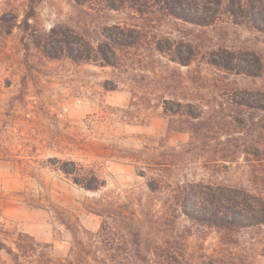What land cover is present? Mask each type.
Segmentation results:
<instances>
[{
    "label": "rangeland",
    "instance_id": "rangeland-1",
    "mask_svg": "<svg viewBox=\"0 0 264 264\" xmlns=\"http://www.w3.org/2000/svg\"><path fill=\"white\" fill-rule=\"evenodd\" d=\"M107 3L0 0V220L51 244L66 263L132 264L139 252L128 231H138L139 255L161 243L178 247L186 264H264V229L224 233L173 199L183 186L200 193L207 184L264 193V159H219L222 149L264 151V31L229 19L203 26L161 11L139 16ZM28 13L24 30L17 25ZM116 25L148 40L121 49L116 66L45 51L53 27L97 46ZM163 39L165 50L154 49ZM188 103L201 118L184 114ZM59 159L81 162L105 185L86 190L58 169ZM151 177L163 181L160 190H151ZM100 210L111 220L103 232ZM0 262L13 264L5 251Z\"/></svg>",
    "mask_w": 264,
    "mask_h": 264
},
{
    "label": "trees",
    "instance_id": "trees-1",
    "mask_svg": "<svg viewBox=\"0 0 264 264\" xmlns=\"http://www.w3.org/2000/svg\"><path fill=\"white\" fill-rule=\"evenodd\" d=\"M106 1L110 8H125L139 16H144L149 14V12L155 13L161 11L163 14L203 26L229 19L238 24L250 23L257 29L264 31V0ZM31 10H34V6L32 5ZM32 16L33 13H28L17 26L28 30L30 26L29 20ZM113 29H116L115 32L105 34V40L99 45L94 46L91 41L75 29L68 26L53 27L44 36V44L47 48V44L51 43L54 45L56 52L51 53L52 51L44 48L53 57L66 53L76 61L87 62L95 60L116 66L122 60L121 49L144 47L143 42L148 43L146 38H141L139 35L131 37L133 36L134 28L116 25V27L113 26ZM164 41L166 42V39L153 44V48L163 52L165 50L162 45ZM182 62L187 64L189 60H182ZM211 63L219 66L217 61H212ZM236 66L234 65V67ZM234 67L224 66V68L232 70ZM243 72L255 75V71L248 70L245 67L243 68ZM187 107L189 109L185 110L184 114L192 119L202 117L201 113L193 111L192 107L194 105L188 103ZM260 108L264 110V105ZM201 112L203 113L204 110ZM200 124L202 123L200 122ZM195 131L193 129L192 134L195 135ZM263 152L259 149L250 151V149L240 147L222 149L219 159L227 160L230 154L236 157L239 153H243L246 155L247 160L262 161L264 159ZM59 163L58 169L86 190L97 191L106 183V180L99 173L86 167L79 161L74 159H59ZM162 182L155 177H151L148 180V185L151 190L157 191L163 187L161 186L163 185ZM184 187L186 186H183V189L173 196L174 205L177 210H180L191 219L204 225L215 226L224 231V233L238 232L243 229H264V193L262 191L249 188L243 184L218 185L215 188L208 184L205 187L200 185V193L193 191L191 186L188 188ZM100 212L104 217L101 226V231L103 232L107 229L111 220L109 214L103 213L104 210H100ZM128 233L132 235L136 250L139 252L132 264H186L179 256L181 251L178 247L171 245L164 246L161 243H157L153 249H148L147 252L145 250L146 254L139 255L141 252L144 253V250L140 249L142 244L138 240L139 232L128 231ZM102 235L104 234L102 233ZM49 246L51 244H42L29 233L10 230L6 227V223L0 220V251H5L13 261V264H105L97 258H94L95 263L88 259H76L68 263L59 261L52 255ZM151 252L154 253V256L149 255ZM0 264L2 263L0 262Z\"/></svg>",
    "mask_w": 264,
    "mask_h": 264
}]
</instances>
